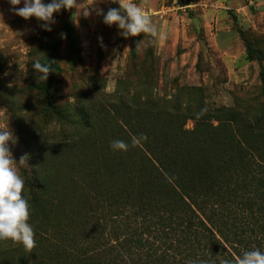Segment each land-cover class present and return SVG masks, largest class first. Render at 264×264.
Masks as SVG:
<instances>
[{
  "label": "trees",
  "instance_id": "trees-1",
  "mask_svg": "<svg viewBox=\"0 0 264 264\" xmlns=\"http://www.w3.org/2000/svg\"><path fill=\"white\" fill-rule=\"evenodd\" d=\"M66 34L68 58L78 51ZM246 45L251 60H263ZM57 54L54 46L39 60L54 71L36 88L45 124H58L62 140L23 139L37 246L10 263L0 255V264H219L264 252V110L208 109L192 99L169 108L120 89L105 103L91 86L82 90L93 101L67 103ZM260 76L264 83V68ZM142 133L147 140L132 146ZM114 140L128 151H113Z\"/></svg>",
  "mask_w": 264,
  "mask_h": 264
},
{
  "label": "rangeland",
  "instance_id": "rangeland-1",
  "mask_svg": "<svg viewBox=\"0 0 264 264\" xmlns=\"http://www.w3.org/2000/svg\"><path fill=\"white\" fill-rule=\"evenodd\" d=\"M92 2L77 0L90 14L85 16L81 11L75 20L76 9H61L54 14L52 30L46 31L41 27L43 22L15 15L8 0H0V128L12 133L15 142L8 146L17 163L22 156L27 157V164L20 167L24 180L30 162L23 139L44 143L63 137L58 124H45L42 93L36 88L43 80L32 68L35 61L47 58L54 46L61 69L56 73L61 81L58 93L67 103L77 98L93 101L90 93L82 90L91 86L95 99L104 102L109 100L104 96L120 89L126 98L152 96L169 108L176 100L185 108L192 99L208 109L264 110L260 76L264 68V0H195L187 7H179L174 0H134L151 15L158 30L167 33L166 40L152 43L143 34L125 39L116 25H105L103 16L97 15L98 9L106 14L119 4ZM68 29L78 51L72 59L67 58ZM142 39L138 51L136 46ZM247 43L253 57L260 55L262 61L249 58ZM121 81L126 83L124 88L119 87ZM197 105L194 103L191 111H196ZM193 127L194 121L189 120L186 129ZM27 189L25 182V198ZM19 246L1 241L0 255L10 263L12 255L27 254Z\"/></svg>",
  "mask_w": 264,
  "mask_h": 264
},
{
  "label": "clouds",
  "instance_id": "clouds-1",
  "mask_svg": "<svg viewBox=\"0 0 264 264\" xmlns=\"http://www.w3.org/2000/svg\"><path fill=\"white\" fill-rule=\"evenodd\" d=\"M96 0H93L94 4ZM12 6L11 11L15 15L29 20L35 17L37 21L43 22L41 27L46 31H51V25L55 24L54 14L59 13L61 9H76L73 19L81 14L85 16L90 13L84 10L77 0H51L50 3H44L43 0H8ZM23 3V7H17ZM111 3L119 4V8H109L106 14L103 9L97 10V15L103 16V23L109 27L116 25L120 30L119 34L125 39L128 37H137L143 34V37H149L148 43L153 41L163 42L167 39V33L158 30L153 23L151 15L134 0H111ZM66 39V34H61ZM102 39V38H101ZM144 43L143 39L137 43L136 49L140 50V45ZM35 72H39V79L46 81L48 76L54 70L49 64L41 63L39 60L32 65ZM206 109H202L197 114L199 119ZM141 140H147L145 134L139 137L132 136V146H137ZM13 140L12 133L5 128H0V241H12L13 244H20L28 254L36 248L35 231L29 223L31 217V206L24 197L25 180L20 173V167L26 165V156H22L19 163L13 158L9 148V142ZM110 147L113 151L127 152L129 144L123 140H114ZM190 264H197L196 261ZM199 264H209L208 261H200ZM215 264V262H211ZM219 264H264V252L259 249L245 251L235 260L221 258Z\"/></svg>",
  "mask_w": 264,
  "mask_h": 264
}]
</instances>
